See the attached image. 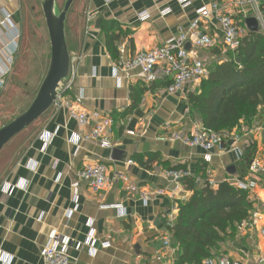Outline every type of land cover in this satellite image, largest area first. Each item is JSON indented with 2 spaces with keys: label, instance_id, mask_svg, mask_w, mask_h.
Listing matches in <instances>:
<instances>
[{
  "label": "crops",
  "instance_id": "obj_1",
  "mask_svg": "<svg viewBox=\"0 0 264 264\" xmlns=\"http://www.w3.org/2000/svg\"><path fill=\"white\" fill-rule=\"evenodd\" d=\"M232 5L236 0H192V5L182 10L175 0H88L86 14L95 20L82 23L75 33V44L71 47V87L66 100L74 101L84 96L82 108L88 114L98 112L115 119L109 140L112 149H102L95 142L81 141L78 150L70 142L72 135L84 137L92 128L79 127L78 123L62 108L52 107L32 129L21 137L26 147L17 159L15 167L0 179V252L13 258V264H43L41 250L55 236L62 235L68 245L69 256L78 264H177L176 252L163 244L169 235L166 229L168 213L179 214V205L186 203L191 193L182 186L173 201L169 194L174 184L164 173L170 168L186 169L191 176L206 177L218 185L228 182L252 183L256 199L253 217L257 228L244 229L220 246L219 253L242 261L245 264H264V108L252 122L253 128L243 126L239 143L233 139L226 142L224 150L211 153V161H205L206 153L199 148H190L173 140L175 132L190 131L194 123H201L193 115L188 100L189 91L170 95L163 81L153 85L125 81L119 85L114 78L113 60L105 34L97 29L99 19L116 22L123 32L117 48H126L127 57L138 52L160 47L176 37L180 30H187L196 18V11L212 2ZM261 5L264 0H257ZM0 22L4 14L12 15L19 28L18 0H0ZM166 9L171 13L163 17ZM229 10L236 11L232 6ZM147 11L151 19L141 23L138 14ZM89 26H93L89 28ZM204 29L215 33L205 23ZM5 29L0 28V51L6 49ZM69 46V45H68ZM9 51L8 49H6ZM10 52V51H9ZM207 51L197 50V56L207 62ZM135 90H142L138 105L133 107ZM44 133L55 134L43 152ZM22 134H20L22 136ZM19 135V136H20ZM257 141L255 163L263 170L249 176L247 168L238 160L237 151L246 150L250 138ZM18 138V137H16ZM157 156L149 168L140 161H148L149 155ZM101 162L108 169L109 185L100 191L91 190L81 183L78 191V210L74 209L72 185L88 164ZM132 164H129V162ZM37 165L32 171L29 167ZM251 180V181H250ZM28 182L27 191L17 190L11 196L3 192L5 184L16 185ZM259 189V191H258ZM165 190V196L156 194ZM151 195L148 205L141 195ZM104 206H119L118 209L102 210ZM43 214L42 222L38 219ZM94 233L98 241L96 253L90 254L87 247L76 250L77 243H85ZM108 242L109 248L100 244Z\"/></svg>",
  "mask_w": 264,
  "mask_h": 264
},
{
  "label": "built area",
  "instance_id": "obj_2",
  "mask_svg": "<svg viewBox=\"0 0 264 264\" xmlns=\"http://www.w3.org/2000/svg\"><path fill=\"white\" fill-rule=\"evenodd\" d=\"M113 0H107L110 3ZM182 10H186L192 5V0H175ZM235 6L237 10L230 11L229 8ZM1 12V9H0ZM171 10L166 9L161 14L163 17L168 16ZM138 21L141 23L151 19L149 12L144 11L138 14ZM250 18L257 19L260 31L264 34V12L257 0H236L232 5H223L219 2H212L210 5L202 7L196 11V18L190 23L187 30L181 29L176 37L164 42L160 47L146 49L138 52L134 57L128 58L126 48L119 47V58L113 64L114 78L120 85L123 80L142 82L147 85H153L160 81L168 82L166 92L170 95L182 93L184 91L197 93L200 90L203 80L209 76L206 62L200 59L196 51H208L215 48H224L225 50L235 53L241 46L242 39L247 34V28L242 24ZM95 18L88 15V23L93 25ZM205 23L209 24L215 33H209L204 29ZM93 27V26H91ZM89 26V28H91ZM0 28L5 29V38L7 39L5 48L0 51V90L4 87L6 78L11 71L14 63L15 54L17 53L20 33L12 21V15L5 13L4 19L0 22ZM189 47V48H187ZM71 87L70 81L65 84L66 93ZM84 96L80 95L74 101L66 100L65 94L58 97L53 107L65 109L69 116L74 119L79 127H91V133L81 137L72 135L70 142L75 145L78 150L79 143L95 142L102 149H112L113 145L109 140V135L115 126V119L110 116L102 115L98 112L88 114L82 108ZM55 134L44 133L41 136L43 141V152L51 143ZM172 138L176 142L190 148H199L203 150L205 161L210 163L211 153L215 150L222 151L226 147V142L233 139L239 143L241 135L238 132L216 133L206 130L201 123H194L190 131L175 132ZM238 160L242 161L243 152L237 151ZM129 164H132L130 161ZM32 171L37 169L36 164L29 167ZM263 167L253 162L250 172H260ZM190 175V173H188ZM165 178L174 184V189L169 194L173 201L181 191V179L185 176L182 171H166ZM81 183L88 185L93 191H100L109 185L108 169L101 162H93L85 166L84 170L79 173L78 181L72 185L74 190V209L68 211V216H72L78 210V191ZM209 185L216 188L218 184L210 179ZM238 189L248 190L251 185L238 183ZM253 186V185H252ZM254 187V186H253ZM28 182L20 181L16 185L5 184L3 192L6 195H13L17 190L27 191ZM156 194L165 196V190H157ZM151 195L143 193L141 200L148 205ZM102 210L118 209L122 213L123 210L119 206H104ZM176 215L168 213L165 218L166 229L172 227L177 220ZM44 215L41 214L38 221L42 222ZM244 229L257 228L255 220L246 221L242 224ZM264 237V228L261 230ZM98 241L91 233L85 243H77L76 250L79 251L83 247H87L90 254L96 253V245ZM163 244L166 248H172L171 236L164 238ZM102 249L109 248L108 242L100 244ZM175 252L176 250L173 249ZM40 257L43 264H78L68 254V245L65 243L62 235H55L45 247L41 250ZM0 264H13V258L0 252ZM202 264H245L242 261L234 260L226 255H219L207 258Z\"/></svg>",
  "mask_w": 264,
  "mask_h": 264
},
{
  "label": "trees",
  "instance_id": "obj_3",
  "mask_svg": "<svg viewBox=\"0 0 264 264\" xmlns=\"http://www.w3.org/2000/svg\"><path fill=\"white\" fill-rule=\"evenodd\" d=\"M261 10L264 12V2ZM242 26L248 31L238 51L231 53L230 61L218 65L203 80L197 93L188 94L191 113L199 117L206 130L216 133L235 130L241 133L242 125L251 130L252 122L264 108V34L260 30L250 32L246 22ZM101 29L116 61L119 58L116 43L123 30L113 21L102 23ZM213 52L220 50L215 48ZM161 85L165 87L169 83L163 81ZM141 93L142 90L133 92V107L138 105L135 94ZM256 152L257 141L252 137L241 161L248 172ZM149 156L148 161H140L145 168L157 158L154 154ZM168 171L184 172L181 186L192 194L186 203L179 205L176 223L167 229L172 248L176 250L177 264H202L207 258L221 255L220 245L235 237L240 226L253 217L256 199L252 189L241 190L228 182L212 188L209 178L198 182L199 178L189 175L186 169L174 167Z\"/></svg>",
  "mask_w": 264,
  "mask_h": 264
},
{
  "label": "rangeland",
  "instance_id": "obj_4",
  "mask_svg": "<svg viewBox=\"0 0 264 264\" xmlns=\"http://www.w3.org/2000/svg\"><path fill=\"white\" fill-rule=\"evenodd\" d=\"M67 0H58L59 10L62 11ZM18 26L20 36L17 40L18 48L11 71L6 78L4 87L0 90V129L23 114L33 103L39 88L46 76L50 56V41L40 0H18ZM88 0H76L68 14L66 37L68 47L75 44V33L82 23H88L86 14ZM79 31V30H78ZM246 36V34H245ZM243 36V37H245ZM71 46V47H70ZM69 49V50H70ZM206 52L209 73L218 65L230 61L231 52L218 47ZM38 123V122H36ZM29 129H32L35 125ZM27 133V132H24ZM13 139L0 154V179L8 174L16 164L17 159L26 147V139ZM253 172H249L252 177ZM251 181V180H250ZM251 185V189L256 187ZM222 255V254H221Z\"/></svg>",
  "mask_w": 264,
  "mask_h": 264
},
{
  "label": "water",
  "instance_id": "obj_5",
  "mask_svg": "<svg viewBox=\"0 0 264 264\" xmlns=\"http://www.w3.org/2000/svg\"><path fill=\"white\" fill-rule=\"evenodd\" d=\"M49 35L51 56L46 76L31 106L19 117L0 129V154L16 137L39 121L66 93L65 84L71 78L72 60L66 37L69 11L76 0H67L62 11L58 0H40ZM103 19L96 23L101 28ZM250 32L260 30L257 19L246 20ZM189 48V47H187Z\"/></svg>",
  "mask_w": 264,
  "mask_h": 264
},
{
  "label": "bare ground",
  "instance_id": "obj_6",
  "mask_svg": "<svg viewBox=\"0 0 264 264\" xmlns=\"http://www.w3.org/2000/svg\"><path fill=\"white\" fill-rule=\"evenodd\" d=\"M258 191H259V189H258ZM260 217L262 219V223H264V214H261Z\"/></svg>",
  "mask_w": 264,
  "mask_h": 264
}]
</instances>
